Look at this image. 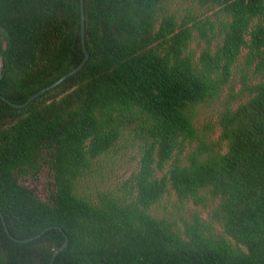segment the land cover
Returning a JSON list of instances; mask_svg holds the SVG:
<instances>
[{
  "label": "trees",
  "instance_id": "trees-1",
  "mask_svg": "<svg viewBox=\"0 0 264 264\" xmlns=\"http://www.w3.org/2000/svg\"><path fill=\"white\" fill-rule=\"evenodd\" d=\"M178 2L84 0L83 67L24 107L0 97V264H264V0ZM84 56L80 0H0L1 95L22 103ZM236 68L247 97L207 141L199 107ZM128 147L129 177L91 189ZM42 171L44 195L26 183ZM170 191L207 218L157 214Z\"/></svg>",
  "mask_w": 264,
  "mask_h": 264
},
{
  "label": "rangeland",
  "instance_id": "rangeland-1",
  "mask_svg": "<svg viewBox=\"0 0 264 264\" xmlns=\"http://www.w3.org/2000/svg\"><path fill=\"white\" fill-rule=\"evenodd\" d=\"M178 10L180 14L191 12L204 17L210 12L204 13L199 9L194 0H179ZM216 16V15H215ZM213 16V18L215 17ZM192 47L195 46V41L192 42ZM243 73L238 68L234 69L233 76L230 82L222 89L219 97L203 103L199 107L197 116V126L203 128L206 125H212V130L208 133L207 141H216L219 135L217 120L220 111L228 102L230 106L235 107L237 104L246 99L247 96L241 93L242 91V76ZM252 82L256 79H250ZM249 80V81H250ZM137 154L135 150L123 148L100 160V163L93 174V180L88 182L91 189L94 188H107L119 185L123 180L129 177L131 172L136 168ZM27 184L37 187L39 192L44 195L49 183V174L47 171H42L36 179L26 181ZM212 204L207 206H194L188 203L186 206L181 207L173 192H169L162 198L160 203L154 207L157 214L171 216L180 221L181 218L187 217L189 212L197 211L203 218H207L208 212Z\"/></svg>",
  "mask_w": 264,
  "mask_h": 264
},
{
  "label": "water",
  "instance_id": "water-1",
  "mask_svg": "<svg viewBox=\"0 0 264 264\" xmlns=\"http://www.w3.org/2000/svg\"><path fill=\"white\" fill-rule=\"evenodd\" d=\"M80 25H81V40H82V45H83V49L85 51V56L82 59V61L73 69H71L70 71H68L67 73H65L64 75H62L61 77H59L58 79H56L55 81H53L52 83H50L49 85H46L45 87L41 88L40 90L36 91L35 93H33L32 95H30L28 97V99H26L24 102L22 103H15L10 101L9 99H7L5 96L0 94V97L5 100L6 102H8L9 104H11L14 107H24L26 106L31 100L35 99L36 97H38L39 95L43 94L44 92H46L47 90L54 88L55 86H57L59 83H61L63 80H65L67 77L71 76L72 74H74L75 72H77L78 70H80L83 65L85 64V62L87 61L88 57H89V53L86 50V46H85V14H84V0H80ZM0 217L3 220V223L5 224L4 221V215L3 213L0 211ZM5 229L8 232V229L6 227L5 224ZM48 227H46L45 229H43L41 232L32 235L30 237L27 238H22V239H18L15 238L13 236H11L13 239L17 240V241H21V242H27L29 240H32L36 237H39L45 230H47ZM9 233V232H8ZM68 243V237H65L63 243L59 246V248L54 252L53 257L60 251H62Z\"/></svg>",
  "mask_w": 264,
  "mask_h": 264
}]
</instances>
